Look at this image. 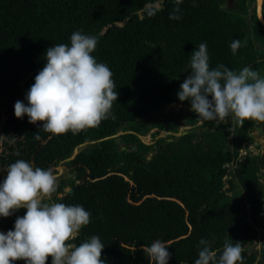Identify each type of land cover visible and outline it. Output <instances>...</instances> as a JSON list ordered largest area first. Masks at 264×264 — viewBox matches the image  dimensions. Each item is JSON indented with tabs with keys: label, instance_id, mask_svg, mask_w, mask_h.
Masks as SVG:
<instances>
[{
	"label": "trees",
	"instance_id": "1",
	"mask_svg": "<svg viewBox=\"0 0 264 264\" xmlns=\"http://www.w3.org/2000/svg\"><path fill=\"white\" fill-rule=\"evenodd\" d=\"M235 3L232 9L229 0H182L181 19L171 20L175 0H0V183L19 159L55 175L69 169L53 199L91 213L72 242L79 246L99 236L105 264H150L141 246L158 239L170 244L168 264H195L201 239L214 241L219 254L226 238L241 244L243 264H264V153H243L252 131L264 123L241 126L229 118L198 125L193 111L152 116L172 103L191 107L177 93L201 43L207 44L210 67L223 64L238 72L251 66L264 76V26L256 0ZM153 7L158 10L150 17ZM76 31L97 38L92 55L113 73L115 119L54 136L42 122L16 118L14 105H27L46 50L70 45ZM237 39L246 46L233 54L230 44ZM183 119L195 128L178 137ZM152 129L154 143L147 144L141 136ZM161 131L170 135L159 137ZM119 132L124 134L117 144ZM15 220L9 217L7 230Z\"/></svg>",
	"mask_w": 264,
	"mask_h": 264
},
{
	"label": "clouds",
	"instance_id": "2",
	"mask_svg": "<svg viewBox=\"0 0 264 264\" xmlns=\"http://www.w3.org/2000/svg\"><path fill=\"white\" fill-rule=\"evenodd\" d=\"M169 19H181L182 0ZM158 8L148 9L154 16ZM262 18V17H261ZM97 38L80 31L73 32L69 44H58L46 50V64L35 76V82L26 94L27 105L17 101L16 118L25 115L29 123L42 122V129L54 136L71 132L79 134L98 127L102 121L115 116L113 102L118 93L109 66L97 62L92 55ZM246 46L237 39L230 44L233 54ZM206 43L190 55V74L178 91V99L190 101L191 111L200 122H221L231 118L243 126L251 120L264 123V76L251 66L234 71L220 64L210 67ZM34 139L39 140L36 134ZM0 183V217H10L19 209L14 229L0 232V264H105L101 258L104 244L99 236L77 246L73 243L82 227L90 223L91 213L81 205H66L53 199L58 191V177L51 168L33 167L19 159L10 164ZM214 241L201 239L195 264H243V248L227 238L222 251L213 249ZM150 264H168L169 242L156 240L150 246L142 245Z\"/></svg>",
	"mask_w": 264,
	"mask_h": 264
},
{
	"label": "rangeland",
	"instance_id": "3",
	"mask_svg": "<svg viewBox=\"0 0 264 264\" xmlns=\"http://www.w3.org/2000/svg\"><path fill=\"white\" fill-rule=\"evenodd\" d=\"M157 6H160V3L157 4ZM232 9L237 8L235 0H233L232 5H231ZM191 112V107L187 106V105H182V104H176V103H172L168 106L159 108L157 110H155L152 113V116L158 118V119H163L165 116H174V115H185L187 113ZM150 119V117H147L145 122H148ZM202 123L200 122L198 125H201ZM195 128L192 126H188L185 122V120H182V124L180 126V131L179 132H185V131H190L193 130ZM157 132V129H152L149 133H147L146 135H142L141 139L145 141V143L148 144H152L154 142V136L153 133ZM119 134V133H118ZM170 135V132L168 131H161L159 137H167ZM158 137V138H159ZM252 137L253 140L245 145V148L243 149V153L245 152H250L252 154H263L264 153V126H260L255 128L252 131ZM87 146V144L83 145L81 148H85ZM79 152L80 149H76V152ZM75 155V152H74ZM58 177V187L61 185L62 180H66L68 179L71 175H70V170L69 169H65L63 167L60 168L59 173L56 175ZM66 191L71 190L70 187H67L65 189ZM54 198V195H53ZM24 214L23 212L19 209L17 211H15L12 216L16 219L18 216L22 217ZM9 222V217L4 218L1 217V224H0V228H1V232L3 233H7L6 226ZM263 236V234H262ZM260 245L261 242H257V248L260 249Z\"/></svg>",
	"mask_w": 264,
	"mask_h": 264
},
{
	"label": "water",
	"instance_id": "4",
	"mask_svg": "<svg viewBox=\"0 0 264 264\" xmlns=\"http://www.w3.org/2000/svg\"><path fill=\"white\" fill-rule=\"evenodd\" d=\"M232 2H233V0H229V6L230 7L232 5ZM256 9H257V17L264 26V13H263L264 12V0H256ZM186 133H187V131L179 132L178 134H176V136L181 137L183 134H186ZM120 142H121V137H117L116 143L120 144ZM123 149H125V148H123ZM77 154H78V150H77V152L75 150V155L71 159H74ZM151 156H152V154H151ZM68 192H72V189L69 190Z\"/></svg>",
	"mask_w": 264,
	"mask_h": 264
},
{
	"label": "flooded vegetation",
	"instance_id": "5",
	"mask_svg": "<svg viewBox=\"0 0 264 264\" xmlns=\"http://www.w3.org/2000/svg\"><path fill=\"white\" fill-rule=\"evenodd\" d=\"M124 134V132H119V134L117 133L114 137H121L122 135ZM144 141V140H143ZM145 142V141H144ZM121 143V142H120ZM154 143V142H153ZM152 143V144H153ZM87 144V143H86ZM148 144V143H147ZM123 148H125V146L124 145H121V149H123ZM151 154H153V153H149V155H150V157H151ZM74 156V155H73ZM149 157V158H150Z\"/></svg>",
	"mask_w": 264,
	"mask_h": 264
}]
</instances>
